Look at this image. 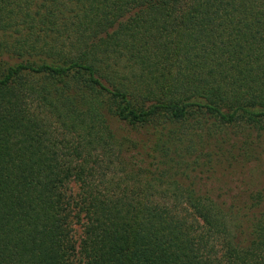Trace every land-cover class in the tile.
Instances as JSON below:
<instances>
[{
    "label": "trees",
    "instance_id": "trees-1",
    "mask_svg": "<svg viewBox=\"0 0 264 264\" xmlns=\"http://www.w3.org/2000/svg\"><path fill=\"white\" fill-rule=\"evenodd\" d=\"M258 178L264 0H0V264H264Z\"/></svg>",
    "mask_w": 264,
    "mask_h": 264
},
{
    "label": "rangeland",
    "instance_id": "rangeland-1",
    "mask_svg": "<svg viewBox=\"0 0 264 264\" xmlns=\"http://www.w3.org/2000/svg\"><path fill=\"white\" fill-rule=\"evenodd\" d=\"M209 143L203 148L202 153L204 154L202 158L199 160L200 167L198 168L203 173H213L216 178L224 179V170L227 168L228 161H231L236 164L240 163L243 160L242 150H240L237 146H233L231 151L218 150L213 145V141H208ZM226 147L224 149L230 148L231 145L229 143H225ZM228 173V172H226ZM224 175V176H223ZM225 180V179H224ZM259 189L264 190V181L261 178L256 180Z\"/></svg>",
    "mask_w": 264,
    "mask_h": 264
}]
</instances>
